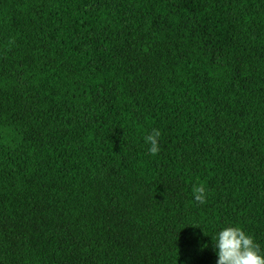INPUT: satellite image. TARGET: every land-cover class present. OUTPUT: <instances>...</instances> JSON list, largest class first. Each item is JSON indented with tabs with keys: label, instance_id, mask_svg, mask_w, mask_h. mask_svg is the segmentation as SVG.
<instances>
[{
	"label": "trees",
	"instance_id": "16d2710c",
	"mask_svg": "<svg viewBox=\"0 0 264 264\" xmlns=\"http://www.w3.org/2000/svg\"><path fill=\"white\" fill-rule=\"evenodd\" d=\"M228 226L264 254V0H0V264H217Z\"/></svg>",
	"mask_w": 264,
	"mask_h": 264
},
{
	"label": "clouds",
	"instance_id": "9594fccd",
	"mask_svg": "<svg viewBox=\"0 0 264 264\" xmlns=\"http://www.w3.org/2000/svg\"><path fill=\"white\" fill-rule=\"evenodd\" d=\"M159 129H153L145 137V141L150 144L149 152L153 155L160 150ZM195 200L200 204L206 202V192L203 185L194 188ZM218 250L217 264H264V254L261 253L260 245L254 241L253 236L247 234L239 226H228L218 233V238L214 242ZM202 247H207V244Z\"/></svg>",
	"mask_w": 264,
	"mask_h": 264
},
{
	"label": "rangeland",
	"instance_id": "374dc122",
	"mask_svg": "<svg viewBox=\"0 0 264 264\" xmlns=\"http://www.w3.org/2000/svg\"><path fill=\"white\" fill-rule=\"evenodd\" d=\"M109 173H110V171L108 172V175H107L106 179L108 178ZM148 196H149V191H145V192H142L141 194H139V195L137 196V198H136V204H137V206H138L137 201H138V202H141V201H143L144 199H146V197H148Z\"/></svg>",
	"mask_w": 264,
	"mask_h": 264
}]
</instances>
